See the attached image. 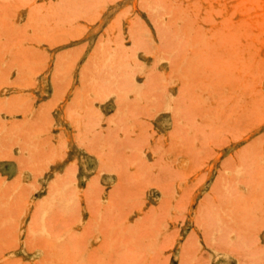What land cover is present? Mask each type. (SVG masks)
Returning <instances> with one entry per match:
<instances>
[{
	"label": "rangeland",
	"instance_id": "rangeland-1",
	"mask_svg": "<svg viewBox=\"0 0 264 264\" xmlns=\"http://www.w3.org/2000/svg\"><path fill=\"white\" fill-rule=\"evenodd\" d=\"M0 264H264V0H0Z\"/></svg>",
	"mask_w": 264,
	"mask_h": 264
},
{
	"label": "bare ground",
	"instance_id": "bare-ground-1",
	"mask_svg": "<svg viewBox=\"0 0 264 264\" xmlns=\"http://www.w3.org/2000/svg\"><path fill=\"white\" fill-rule=\"evenodd\" d=\"M260 16V15H259ZM223 21V20H222ZM213 35V34H212Z\"/></svg>",
	"mask_w": 264,
	"mask_h": 264
}]
</instances>
